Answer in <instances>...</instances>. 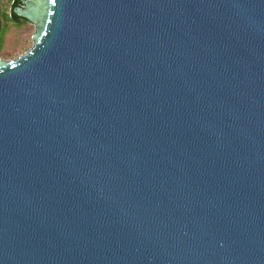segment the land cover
<instances>
[{"label":"water","instance_id":"obj_1","mask_svg":"<svg viewBox=\"0 0 264 264\" xmlns=\"http://www.w3.org/2000/svg\"><path fill=\"white\" fill-rule=\"evenodd\" d=\"M23 3L0 264H264V0Z\"/></svg>","mask_w":264,"mask_h":264},{"label":"rangeland","instance_id":"obj_2","mask_svg":"<svg viewBox=\"0 0 264 264\" xmlns=\"http://www.w3.org/2000/svg\"><path fill=\"white\" fill-rule=\"evenodd\" d=\"M7 4L10 12L11 0H0ZM34 25L28 21H8L4 30L0 59L9 60L27 51L32 45V33Z\"/></svg>","mask_w":264,"mask_h":264},{"label":"flooded vegetation","instance_id":"obj_3","mask_svg":"<svg viewBox=\"0 0 264 264\" xmlns=\"http://www.w3.org/2000/svg\"><path fill=\"white\" fill-rule=\"evenodd\" d=\"M24 0H11V9L13 10L17 6H23L24 5ZM15 14V13H14ZM16 15V14H15ZM19 20H26L18 15H16ZM27 21V20H26ZM16 22V21H12ZM8 24V9H7V4H5L3 1H0V40L3 41V31L4 29L7 28ZM2 47V42L0 45V48Z\"/></svg>","mask_w":264,"mask_h":264},{"label":"trees","instance_id":"obj_4","mask_svg":"<svg viewBox=\"0 0 264 264\" xmlns=\"http://www.w3.org/2000/svg\"><path fill=\"white\" fill-rule=\"evenodd\" d=\"M16 21L18 22L19 21V18L14 14L13 10H11L9 13H8V21ZM5 30V29H4ZM4 33V31H3ZM1 39V38H0ZM1 42L2 40H0V45H1Z\"/></svg>","mask_w":264,"mask_h":264}]
</instances>
